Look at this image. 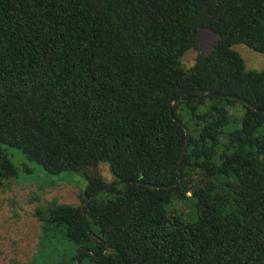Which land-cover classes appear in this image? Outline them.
Instances as JSON below:
<instances>
[{
  "label": "trees",
  "instance_id": "1",
  "mask_svg": "<svg viewBox=\"0 0 264 264\" xmlns=\"http://www.w3.org/2000/svg\"><path fill=\"white\" fill-rule=\"evenodd\" d=\"M217 35L193 64L198 31ZM264 53V0H0V188L20 150L49 174L82 173L78 204L36 216L41 235L71 242L60 264H264V70L246 69L232 46ZM243 108L237 127L230 107ZM107 163L112 176L98 172ZM193 200L188 221L166 206ZM192 199V200H191ZM45 217L43 218V215ZM43 218V219H42ZM103 242L106 245L102 251Z\"/></svg>",
  "mask_w": 264,
  "mask_h": 264
},
{
  "label": "rangeland",
  "instance_id": "2",
  "mask_svg": "<svg viewBox=\"0 0 264 264\" xmlns=\"http://www.w3.org/2000/svg\"><path fill=\"white\" fill-rule=\"evenodd\" d=\"M216 38L211 30L200 29L199 49L188 50L181 58L182 64L191 66L197 52H209ZM232 48L243 58L246 69L264 70V53L243 44H234ZM242 113L240 104L230 107L231 124L225 131L239 125ZM6 152L17 168V176L0 188V264H60L64 257L72 254L71 242L57 237L44 239L41 235L43 220L36 216L37 209L42 213L52 203L78 204V192L84 188L86 180L82 173L75 171L49 174L16 148L7 147ZM98 172L106 181L112 179L107 163H100ZM166 208L176 209L188 221L196 219L193 200L174 199Z\"/></svg>",
  "mask_w": 264,
  "mask_h": 264
},
{
  "label": "water",
  "instance_id": "3",
  "mask_svg": "<svg viewBox=\"0 0 264 264\" xmlns=\"http://www.w3.org/2000/svg\"><path fill=\"white\" fill-rule=\"evenodd\" d=\"M192 92L193 93H198V94H206V95H209V96L224 97V98H234V99L239 100V101L244 103L247 114L250 112V110H255V111H258L260 113H264V109H258L255 106H253L252 104H250L247 100H245L243 98H240L239 96L234 95V94H219V93H212V92H208V91L201 92V91H199L197 89L185 90V91L181 92L180 94H178L176 97H174L172 99L171 103L168 106V112H169L170 117L175 122L180 124V126L182 127V129L185 132V137H186L185 144H184V146H183V148H182V150L180 152V156H179V160H178V164H177L178 176H177L176 180L173 183H171V184H154V183H150V182H146V181L131 180V179H128V180H117V181L109 182L105 186L96 189L95 191H93L84 200V202H83V204L81 206L83 226L87 230V232H89L92 236H95L98 239H101L88 228V225H87V222H86L85 210H86V207H87L88 203L90 202V200L93 197H95L97 194H99V193H101V192H103L105 190H108V189H110L112 187H115V186H118V185H122V184H125V183H135V184H140V185H144V186L151 187V188L165 189V188H169L171 186H175L179 182L180 177H181V169H180L181 168V162H182V159H183V156H184V153H185V149H186L187 144H188L189 133H188V130H187V127L185 126V124L182 123L181 121H179L176 117H174L173 112H172V104H174L182 96H184V95H186L188 93H192ZM105 250H106V245L103 242L102 251L99 254H97L96 256L100 257L105 252ZM82 252H89V253L93 254L92 249L86 248V247H80L79 250L75 254V262H76V264H80V255H81Z\"/></svg>",
  "mask_w": 264,
  "mask_h": 264
}]
</instances>
